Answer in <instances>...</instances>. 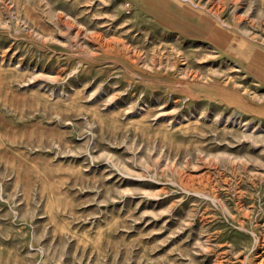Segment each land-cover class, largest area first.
Returning <instances> with one entry per match:
<instances>
[{
  "label": "rangeland",
  "instance_id": "374dc122",
  "mask_svg": "<svg viewBox=\"0 0 264 264\" xmlns=\"http://www.w3.org/2000/svg\"><path fill=\"white\" fill-rule=\"evenodd\" d=\"M252 54L264 0H0V264H264Z\"/></svg>",
  "mask_w": 264,
  "mask_h": 264
},
{
  "label": "crops",
  "instance_id": "0c3cea01",
  "mask_svg": "<svg viewBox=\"0 0 264 264\" xmlns=\"http://www.w3.org/2000/svg\"><path fill=\"white\" fill-rule=\"evenodd\" d=\"M180 31L183 33H187L188 35H190L189 32L191 33V30L189 29H180ZM248 65L249 68H252V71L256 72L260 77L264 78V57L257 54H252Z\"/></svg>",
  "mask_w": 264,
  "mask_h": 264
}]
</instances>
